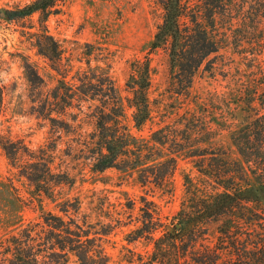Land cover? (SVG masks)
I'll use <instances>...</instances> for the list:
<instances>
[{"label": "rangeland", "instance_id": "1", "mask_svg": "<svg viewBox=\"0 0 264 264\" xmlns=\"http://www.w3.org/2000/svg\"><path fill=\"white\" fill-rule=\"evenodd\" d=\"M32 1L0 0V9H17ZM262 2L258 1L255 9L264 17ZM163 17L160 0H63L45 23L40 13L19 21L0 18V181L14 197L13 205L7 202L9 197L5 194L6 200L0 201V241L40 216L37 202H31L34 187L21 176L17 166L10 163L2 144L21 142L25 145L29 151L17 154L22 161L29 159L30 152L37 156L44 153L53 172L71 180L70 184L54 188L56 201L44 200L45 210L58 213L59 202L78 199L81 213L92 223L99 224L97 228L111 226L104 243L111 264L149 262L155 241L137 238L135 233L143 227L144 221L154 228L153 238L157 239L164 229L161 224L169 230L174 228L182 204L189 205L193 194L205 197L206 192L222 191L210 175L211 168L221 167V160H227L237 169L241 159L231 141V132L249 114L242 111L240 105L249 88L264 92V18L241 28L237 16L230 21L231 25H223L220 29L222 48L208 60L213 68L208 71L206 63L196 74L189 95L179 96L170 73L167 49L149 51ZM44 28L62 50V65L74 67L68 80L77 70L86 68V44L102 49L107 57L104 62L110 65V76L124 100L128 117L132 114V109L128 108L132 92L127 86L132 62L149 59L148 96L152 119L143 134L149 136L165 128L182 139L190 132L183 135L188 130V126L185 127L188 122L201 129L198 135L190 132L188 142L182 140L189 147L177 155V169L171 184L163 188L144 186L132 171L93 172L84 144L94 132L95 119L87 107L84 114L77 108H69L62 114L52 113L57 120L54 124L40 115L41 102L48 99L61 78L57 65L41 55L36 46ZM99 53L96 51L89 57L93 66L97 64L95 59ZM28 66L40 77L39 86L30 83ZM226 120L227 127H223ZM205 125L216 134L205 135ZM191 151L197 156L191 157ZM245 178L246 183L239 179L237 182L250 191L252 176L246 174ZM225 222L224 218L211 222L206 227V239L200 240L194 252L201 253L203 244L214 248ZM222 259L221 263L227 257ZM69 264H77L76 259L71 257Z\"/></svg>", "mask_w": 264, "mask_h": 264}, {"label": "trees", "instance_id": "2", "mask_svg": "<svg viewBox=\"0 0 264 264\" xmlns=\"http://www.w3.org/2000/svg\"><path fill=\"white\" fill-rule=\"evenodd\" d=\"M60 1L63 0H34L17 9H0V18L19 21L40 13L45 23ZM258 1L160 0L163 22L157 27L149 51L167 49L170 73L179 96L189 95L196 74L206 63L208 71L213 68L208 60L222 48L220 29L223 25H231L230 21L237 16L241 28L264 18L255 9ZM262 3L264 6V0ZM36 46L41 55L57 65L56 71L61 75L52 94L41 102L40 115L54 124L57 120L52 113L62 114L69 108H77L84 114L87 107L95 119L94 132L84 144L92 160V171H132L144 186L163 188L171 184L177 169V155L189 147L182 140L188 142L191 133L198 135L201 129L188 122L185 126L188 130L183 135L187 131L191 133L182 139L165 128L149 136L143 134L152 119L148 96L151 86L149 59L132 62L127 82L132 92V98L128 99L132 114L128 117L101 48L86 44V68L77 70L68 80L74 67L62 65V50L46 28L38 36ZM96 51L101 53L93 66L89 57ZM27 69L30 83L39 86L40 77L36 71L29 66ZM240 107L249 114L231 132V141L241 159L237 169L227 160H221V167L212 166L210 175L222 191L206 192L205 197L193 194L189 205L182 204L176 216L178 223L172 230L161 224L164 229L159 238H153L154 228L144 221L143 227L135 231L136 237L154 240L155 251L149 262L140 264H264V92L249 88ZM227 123L226 120L223 127H227ZM204 127L205 135L216 134L208 125ZM2 148L10 163L17 166L21 176L34 187L31 202H37L40 216L0 241V264H69L71 257L77 264H111L104 247L111 226L97 228L99 224L92 223L81 213L78 199L59 202L58 213L45 210L44 200L56 201L54 188L70 184L71 180L55 174L44 153L37 156L30 152L27 161L18 158L19 152L29 151L21 142L2 144ZM191 153L195 152L189 153L191 157L197 156ZM246 174L253 179L250 191L237 182L239 179L246 183ZM4 194L9 197L7 202L13 205L14 197L0 181V201L6 200ZM16 199L22 202L19 197ZM223 218L226 222L220 228L214 248L203 244L201 253L194 252L200 240L206 239V227ZM186 238L188 242L183 243ZM223 256L227 259L221 263Z\"/></svg>", "mask_w": 264, "mask_h": 264}]
</instances>
